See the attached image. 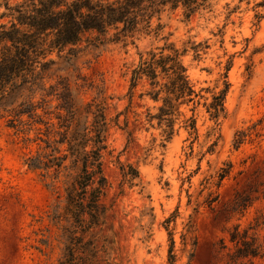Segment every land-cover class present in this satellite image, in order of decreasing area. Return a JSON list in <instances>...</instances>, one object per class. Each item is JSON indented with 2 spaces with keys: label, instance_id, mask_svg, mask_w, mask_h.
<instances>
[{
  "label": "rangeland",
  "instance_id": "374dc122",
  "mask_svg": "<svg viewBox=\"0 0 264 264\" xmlns=\"http://www.w3.org/2000/svg\"><path fill=\"white\" fill-rule=\"evenodd\" d=\"M263 2L206 0L189 19L183 8L167 6L152 20V27L162 25L157 33L136 34L133 43H114L88 32L63 51L66 55L74 50L58 60L59 69L46 80V92L49 84L57 90L44 97V107L52 113L37 110L43 120L58 127L59 82L67 84L81 121L92 100L104 102L108 119L123 112L119 126L112 124L108 130L106 144L113 157L107 158L105 173L111 187L102 199L108 214L100 228L86 234V262L94 254L95 264H169L172 239L173 264H250L248 259H231L229 232L234 225L239 230L254 225L257 216L264 220ZM6 22L0 18V24ZM165 42L187 47L182 60L196 90H204L194 112L183 108L186 117L195 116L196 138L180 127L161 146L159 129L144 122L147 108L155 111V103L138 97L145 83L133 89L131 103L129 85L138 53ZM226 83V113L215 120L204 103ZM46 92H38L36 100ZM0 115V264H59L65 241L50 212L63 199V183L56 180L49 189L25 164L36 152H50L44 141L58 136L48 135L41 123L30 129L9 127L12 113L0 110ZM125 116L127 128L122 129ZM90 121L91 115L86 125ZM239 138L241 143L234 146ZM117 157L138 168L140 176L132 184L123 181ZM223 171L227 174L219 179ZM247 197L250 204L235 207L236 198ZM248 233L255 234L263 252L252 264H264V223Z\"/></svg>",
  "mask_w": 264,
  "mask_h": 264
},
{
  "label": "trees",
  "instance_id": "16d2710c",
  "mask_svg": "<svg viewBox=\"0 0 264 264\" xmlns=\"http://www.w3.org/2000/svg\"><path fill=\"white\" fill-rule=\"evenodd\" d=\"M11 1L0 2V8H3L0 18L7 19L6 23L0 24V110L12 113L9 127L27 125L30 129L33 124L41 123L46 126L48 135L52 133L58 136L53 141H44L45 147L51 148L50 152H36L26 158L25 164L29 170L38 172L47 188L52 189L56 180L63 183V199L54 203L50 212V220L60 229V236L65 241L59 264H95L94 254H90L86 262V234H92L96 228H100L108 214L102 199L111 187L105 164L107 158L113 155L108 150L106 139L109 127L112 124L119 126V117L123 112L108 119L104 113V102L92 100L85 105L84 120L81 121L82 113L77 115L78 107L70 97L67 84L59 82L61 93L58 98H61L62 103L58 105V110L64 114L61 111L55 114L58 127L54 128L55 124L49 119L43 120L37 113L39 108L44 114L52 113L44 107V97L57 89L56 85L49 84V92H46V80L59 69L58 60L74 50L68 49L66 55L62 54L63 51L75 45L84 33L96 32L108 42L126 43L127 39H131L133 43L136 34L157 33L162 28L160 23L152 27V20L159 19L165 7L169 6L172 10L181 7L189 19L206 0ZM197 47H191L195 57L199 56ZM186 52V46L179 49L173 42H165L156 49L139 52V63L131 73L129 103L133 89L139 82H144L145 89L138 97L155 103L154 112L147 108L144 122L148 128L159 129L163 136L161 146L169 142L180 127L196 138L195 116L186 117L183 108L190 107V111L194 112L204 89L197 91L189 77L187 66L182 60ZM227 88L226 83L223 89L212 95L209 103H204L207 112L215 120L226 113L224 97ZM38 92L46 93H40L39 100H36ZM89 115L91 121L86 125ZM24 116L27 122L22 119ZM127 123L125 116L122 129L127 128ZM128 134L130 140L131 132ZM240 143L241 138L236 139L234 146ZM115 162L124 182L132 184L139 178L136 166L124 165L118 157ZM226 174V171L220 173L219 179ZM235 200V207L243 208L252 201L248 197ZM262 223L264 220L257 216L255 224L246 229L239 230V225L233 226L229 232L233 261L248 259L252 264L254 258L263 256L261 243L254 233H248V230H256ZM172 244L171 239L169 264L174 261Z\"/></svg>",
  "mask_w": 264,
  "mask_h": 264
}]
</instances>
